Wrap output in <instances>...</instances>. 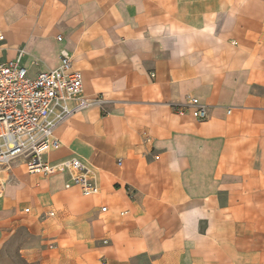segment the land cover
Wrapping results in <instances>:
<instances>
[{
  "label": "crops",
  "instance_id": "1",
  "mask_svg": "<svg viewBox=\"0 0 264 264\" xmlns=\"http://www.w3.org/2000/svg\"><path fill=\"white\" fill-rule=\"evenodd\" d=\"M0 33V60L23 50L35 76L66 49L100 98L57 127L45 159H81L101 188L13 162L0 245L14 207L49 239L29 263L264 264V0H0Z\"/></svg>",
  "mask_w": 264,
  "mask_h": 264
},
{
  "label": "built area",
  "instance_id": "2",
  "mask_svg": "<svg viewBox=\"0 0 264 264\" xmlns=\"http://www.w3.org/2000/svg\"><path fill=\"white\" fill-rule=\"evenodd\" d=\"M2 40L4 34L0 33ZM23 54L21 50L14 59L0 60V171L17 160L23 161L29 173L66 171L70 174L67 188L76 185L85 196L98 195L101 188L96 174L81 159L72 157L53 164L45 155L60 146L54 134L57 127L100 98L85 96L83 75L73 68L66 49L61 51L57 67L35 76L22 63ZM187 104L195 107L199 119L208 117V106L197 97H191ZM175 109L185 112L180 104ZM106 209L103 206L101 210Z\"/></svg>",
  "mask_w": 264,
  "mask_h": 264
},
{
  "label": "rangeland",
  "instance_id": "3",
  "mask_svg": "<svg viewBox=\"0 0 264 264\" xmlns=\"http://www.w3.org/2000/svg\"><path fill=\"white\" fill-rule=\"evenodd\" d=\"M25 171L24 166L16 168L18 175ZM14 180L15 178L13 179L12 176L9 182ZM22 206L32 205L31 203H20L19 207ZM10 209L14 213L11 212L9 215L10 222H13V224L7 225L8 232L5 234L4 242L0 245V264H40L38 261L29 263L25 256L28 251H33V249L34 251L38 250V248L42 250L48 249L43 247L48 245L49 239L42 240L41 236L36 234L39 224L34 220L35 215H27L21 212L16 214L14 207H10Z\"/></svg>",
  "mask_w": 264,
  "mask_h": 264
}]
</instances>
